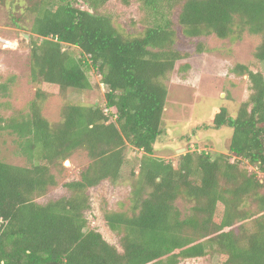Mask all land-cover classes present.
<instances>
[{
  "label": "trees",
  "instance_id": "obj_1",
  "mask_svg": "<svg viewBox=\"0 0 264 264\" xmlns=\"http://www.w3.org/2000/svg\"><path fill=\"white\" fill-rule=\"evenodd\" d=\"M28 1L34 96L26 115L0 119V131L16 134L28 165L0 159V264H178L209 250L217 253L215 264H264V0H137L143 28L136 34L114 26L102 11L107 0ZM177 25L186 37L238 40L247 33L259 43L250 62L256 71L234 67L247 74V99L235 116L221 107L212 119V128H232L227 155L186 150L176 166L154 156L153 143L168 74L177 62L189 67L183 61L189 53L174 48ZM88 68L106 90L105 106L66 101L51 122L42 112L49 93L41 84L61 95L89 89ZM127 146L142 152L132 172L130 212L104 214L118 249L88 228L85 211L89 189L119 177ZM80 150L90 162L79 179L62 184L68 193L42 199L56 184L52 168L64 169L62 161ZM241 160L255 171L240 167ZM178 201L190 204L189 212Z\"/></svg>",
  "mask_w": 264,
  "mask_h": 264
},
{
  "label": "rangeland",
  "instance_id": "obj_2",
  "mask_svg": "<svg viewBox=\"0 0 264 264\" xmlns=\"http://www.w3.org/2000/svg\"><path fill=\"white\" fill-rule=\"evenodd\" d=\"M126 1L107 0L102 11L111 15L114 26L119 30L136 34L143 28V12L137 0ZM31 4L28 0H0V35L16 42L11 48L0 47V85L8 83L5 91L0 89V119L26 115L29 102L34 96L35 85L31 83L29 74L30 26L34 19V13L28 8ZM77 4H81L80 0ZM178 11L179 9L175 10L174 21ZM16 20H19V27L12 25ZM176 31L177 41L174 48L189 53L183 60L189 67L183 69L177 62L168 74L162 128L153 143V155L177 166L181 154L186 150L204 151L212 154V157L222 153L227 155L232 128H212V119L221 107L226 108L231 116H235L238 104L247 99V74L236 72L234 67L240 63L256 71L250 62L259 37L247 33L238 40L220 39L213 34L186 37L180 32L178 25ZM199 43L203 46L200 52L197 51ZM68 49L78 57L76 48ZM261 69L264 74V63L261 64ZM85 72L90 82V88L86 90L69 89L61 95L53 85L41 84L42 90L49 93L42 112L51 122L60 119V109L66 101L105 106L106 90L100 83L99 75L89 68ZM205 125L208 127L204 128ZM17 140L18 137L10 129L0 131V159L11 164L28 165L26 158L18 152ZM141 155V151L127 146L125 162L116 181L106 179L89 189V208L85 211L87 226L100 232L105 240L116 245L118 249L121 248L117 236L108 228L104 214L108 211L127 214L130 212V192L134 182L132 172L137 173ZM229 160L233 161L234 156L229 157ZM89 162L86 153L80 150L62 161L64 169L52 168L56 184L49 187L42 199L66 194L67 190L62 184L79 179L80 170ZM239 166L246 167L249 172L255 171L245 160H241ZM249 203L247 201L245 207L247 213L253 210ZM176 204L183 213L189 212L190 204L183 201ZM218 210L217 218L221 216ZM216 261L217 253L209 250L202 257L183 259L178 264H215Z\"/></svg>",
  "mask_w": 264,
  "mask_h": 264
},
{
  "label": "built area",
  "instance_id": "obj_3",
  "mask_svg": "<svg viewBox=\"0 0 264 264\" xmlns=\"http://www.w3.org/2000/svg\"><path fill=\"white\" fill-rule=\"evenodd\" d=\"M14 44H16V42L13 43L10 39H7V38L2 37L0 35V47H2V48H11V47L15 46Z\"/></svg>",
  "mask_w": 264,
  "mask_h": 264
},
{
  "label": "water",
  "instance_id": "obj_4",
  "mask_svg": "<svg viewBox=\"0 0 264 264\" xmlns=\"http://www.w3.org/2000/svg\"><path fill=\"white\" fill-rule=\"evenodd\" d=\"M213 158V157H212ZM67 163V162H66Z\"/></svg>",
  "mask_w": 264,
  "mask_h": 264
},
{
  "label": "bare ground",
  "instance_id": "obj_5",
  "mask_svg": "<svg viewBox=\"0 0 264 264\" xmlns=\"http://www.w3.org/2000/svg\"><path fill=\"white\" fill-rule=\"evenodd\" d=\"M67 164V163H66Z\"/></svg>",
  "mask_w": 264,
  "mask_h": 264
}]
</instances>
